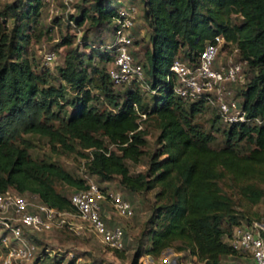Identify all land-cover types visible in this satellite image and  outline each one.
<instances>
[{
    "label": "trees",
    "instance_id": "1",
    "mask_svg": "<svg viewBox=\"0 0 264 264\" xmlns=\"http://www.w3.org/2000/svg\"><path fill=\"white\" fill-rule=\"evenodd\" d=\"M27 1L35 3L30 7L37 14L43 0ZM140 1L151 28V49L146 50L143 65L154 93L151 107L144 102L137 85L125 90L120 104L107 69L95 68V77H91L83 55L74 50L57 68L61 84L52 85L45 75L33 72L27 59L19 58L20 45L15 43V37L20 34V26L11 35L7 25L0 22V193L13 189L21 194H37L51 207L74 212L68 197L56 190L54 181L75 190L85 189L87 183L59 165L34 160L23 134L47 138L68 150H74L73 144L77 143L89 151V173L101 181L119 176L120 183L133 193L158 189L155 198L161 203L148 222L149 244L138 247L133 264L144 254L157 257L174 245L175 253L184 258L195 256L201 263L222 264L232 253L224 238L233 226L262 216L237 213L234 200L223 192L221 183L240 185L245 198L253 204L264 196V189L256 185H264V123L229 126L224 131L225 146L213 148V135L192 120L205 105L178 98L165 79L175 58H194L207 41L222 36L238 47L239 59L246 60L252 72L241 91L247 117L264 119V0ZM117 4L118 0H94L90 4L93 16L81 7L73 20L81 25L90 17L96 26L111 25L114 34ZM8 14L15 21L20 19L19 1L5 5L0 12ZM70 41V36H65L61 43ZM88 46L104 63L113 61L106 48ZM180 50L183 57L178 55ZM70 91L73 96L68 98ZM95 91L108 99L114 111H99ZM64 104L73 108L69 116L55 111ZM142 114L157 120L159 146L150 156L147 172L132 175L126 160L138 163L146 143L147 132L140 127ZM216 119H220L219 114L214 122ZM242 141L253 147L245 153L239 151ZM61 263L62 257H54L52 264Z\"/></svg>",
    "mask_w": 264,
    "mask_h": 264
},
{
    "label": "rangeland",
    "instance_id": "2",
    "mask_svg": "<svg viewBox=\"0 0 264 264\" xmlns=\"http://www.w3.org/2000/svg\"><path fill=\"white\" fill-rule=\"evenodd\" d=\"M19 1V11L21 17L15 21L11 15H0V22H3L8 27V32L13 35L17 25L20 26V34L15 37V43L20 45V59H27L31 65L33 72L40 76H46L50 83L54 86H59L61 81L58 77L57 68L63 65L66 54L74 50L78 54H82L84 66L88 69L89 75L95 77L94 69L105 67L106 69L111 63H104L88 44L92 47L103 50L105 46H109L114 40V34L111 25L103 24L96 26L92 23L91 16L94 12L90 8V4L94 0H43L42 7L37 14L31 11V5L27 0H0V12L5 5ZM117 1V0H113ZM125 5H133L137 9L135 15L134 26L131 29L135 44L132 46L134 56L142 66L146 63V50L151 49L150 34L151 28L144 18V5L140 0H118ZM118 6V4H117ZM81 7L89 10V18L83 24L77 25L73 20L79 16ZM234 21L237 19L233 16ZM21 39V36H25ZM65 36H70V43H61ZM86 43L88 44H84ZM136 41H139L136 43ZM226 51L229 47H226ZM53 52L55 58L51 63H46L45 56L47 53ZM86 55V56H85ZM89 55H92L90 62L87 61ZM180 57H183V50H180ZM15 56V55H14ZM227 58V57H226ZM245 84L252 76L248 66L244 69ZM149 76L143 72V80L136 81V84L126 83L112 87L118 95L120 104L124 101V92L129 87H139L144 102L151 107L154 103L153 92L148 84ZM244 83V82H243ZM245 84L240 83L231 85L233 94L241 98V91ZM99 98L95 104L100 112L114 111V108L108 102V99L95 91ZM68 98L73 96L70 91ZM55 111L60 115L69 116L73 112V108L69 104H64ZM66 112V114H65ZM218 115L217 110L210 106H203L195 112L192 117L193 123L198 127L213 135L214 139L211 142L213 148H221L226 144V135L224 131L229 129V126L224 125L220 119L215 120ZM140 127L144 129L146 134V143L142 147L143 154L138 163H133L126 160L129 172L132 175L137 173H145L149 167L150 156L157 150L159 144L157 139L160 133L157 120L142 116ZM26 143L29 144L30 156L36 161H45L61 166L64 170L70 173L74 178L83 179L87 184L94 183L106 192L113 194L119 193L121 197L128 201L132 207V216L120 217L116 215L109 204L103 203V212L108 217L106 218L109 224L120 225L125 233V248L122 252H116L103 245L96 235L88 229L85 222L78 218H65V225L61 229L45 232L34 235L35 241L39 245V249L46 248V256L44 262L51 263L50 259L62 257L61 264H133V258L139 246L146 247L149 244L148 231L150 224L148 223L153 210L161 201L155 198V193L158 189L147 192L133 193L125 188L120 183V177L114 176L111 180L101 181L95 175L88 171L87 162L89 151L83 150L77 143H74V150H68L60 144H53L47 138L23 134ZM253 145L246 141L239 142V151L245 153ZM110 148H114L110 146ZM229 182V181H228ZM257 187L264 189L261 183L256 184ZM54 186L57 191L69 197L75 189L58 181H54ZM223 192L229 195L234 200L235 211L245 217H253L256 213L264 214V196L255 204L249 202L241 191L240 185L230 183H221ZM175 246L166 249L163 256H170L172 260H178L175 257ZM121 255V256H120ZM188 259V257L184 258ZM136 264H159V256L144 254L138 258ZM223 264H227L223 260Z\"/></svg>",
    "mask_w": 264,
    "mask_h": 264
},
{
    "label": "built area",
    "instance_id": "3",
    "mask_svg": "<svg viewBox=\"0 0 264 264\" xmlns=\"http://www.w3.org/2000/svg\"><path fill=\"white\" fill-rule=\"evenodd\" d=\"M136 13V7L118 1L114 40L104 47L113 56L107 73L114 86L143 80V66L136 60L132 49L131 29ZM226 47H229L228 51ZM239 54L236 45L222 36H214L196 57L175 58L166 75V83L183 101L201 102L217 110L226 126L241 123L260 125L264 119L248 118L242 99L236 97L230 88L245 82L243 69L248 63L240 60ZM54 58L55 54L49 52L45 61L48 64ZM68 199L74 212L51 207L37 194H21L13 189L0 193V264H46V248L39 249L34 235L63 228L66 217L85 222L107 248L124 250V229L120 225L109 224L103 203L109 202L116 215L127 218L132 216L128 201L119 193L106 192L94 183L87 184L85 189L75 190ZM224 239L232 250L224 259L227 264H264V214L260 219L241 221ZM163 255L164 251L159 255V264H205L195 256L184 259L181 253H175L178 260H172L170 256Z\"/></svg>",
    "mask_w": 264,
    "mask_h": 264
}]
</instances>
